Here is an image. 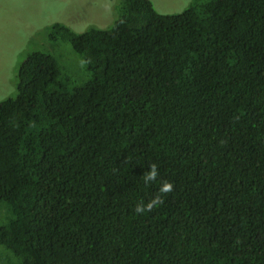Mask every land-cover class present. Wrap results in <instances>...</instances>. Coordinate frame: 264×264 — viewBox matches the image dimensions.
<instances>
[{
	"label": "trees",
	"instance_id": "16d2710c",
	"mask_svg": "<svg viewBox=\"0 0 264 264\" xmlns=\"http://www.w3.org/2000/svg\"><path fill=\"white\" fill-rule=\"evenodd\" d=\"M117 12L50 25L85 80L33 50L0 100V245L15 264H264V0Z\"/></svg>",
	"mask_w": 264,
	"mask_h": 264
},
{
	"label": "rangeland",
	"instance_id": "374dc122",
	"mask_svg": "<svg viewBox=\"0 0 264 264\" xmlns=\"http://www.w3.org/2000/svg\"><path fill=\"white\" fill-rule=\"evenodd\" d=\"M159 13H178L191 0H149ZM119 0H0V100L15 91L17 68L33 51L56 58L62 74L81 82L88 77L82 59L69 44L48 39L49 28L60 23L75 32L107 28L117 18ZM6 206L0 203V223ZM16 258L0 245V264H15Z\"/></svg>",
	"mask_w": 264,
	"mask_h": 264
},
{
	"label": "clouds",
	"instance_id": "9594fccd",
	"mask_svg": "<svg viewBox=\"0 0 264 264\" xmlns=\"http://www.w3.org/2000/svg\"><path fill=\"white\" fill-rule=\"evenodd\" d=\"M117 171V169H113ZM159 177L158 164L153 162L148 166V170L142 175L145 186H150L157 181ZM173 184L168 180H162L158 188V194L154 195L147 202L139 201L135 204L134 212L136 214H143L145 212H151L158 206L164 203V197L173 191Z\"/></svg>",
	"mask_w": 264,
	"mask_h": 264
}]
</instances>
